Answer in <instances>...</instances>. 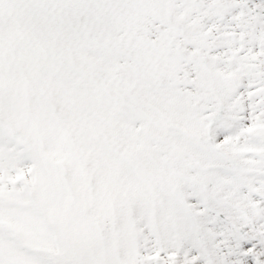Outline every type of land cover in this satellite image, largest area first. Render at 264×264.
<instances>
[{
  "label": "snow or ice",
  "instance_id": "snow-or-ice-1",
  "mask_svg": "<svg viewBox=\"0 0 264 264\" xmlns=\"http://www.w3.org/2000/svg\"><path fill=\"white\" fill-rule=\"evenodd\" d=\"M0 264H264V0H0Z\"/></svg>",
  "mask_w": 264,
  "mask_h": 264
}]
</instances>
